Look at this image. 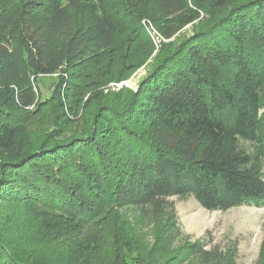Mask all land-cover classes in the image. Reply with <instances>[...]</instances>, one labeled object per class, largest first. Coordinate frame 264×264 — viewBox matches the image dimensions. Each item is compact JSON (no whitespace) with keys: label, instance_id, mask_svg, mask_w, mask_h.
Returning <instances> with one entry per match:
<instances>
[{"label":"trees","instance_id":"1","mask_svg":"<svg viewBox=\"0 0 264 264\" xmlns=\"http://www.w3.org/2000/svg\"><path fill=\"white\" fill-rule=\"evenodd\" d=\"M149 22L165 39L194 31L158 49ZM154 52L135 92L104 94ZM182 195L264 205V0L0 9V264H236V246L181 230Z\"/></svg>","mask_w":264,"mask_h":264},{"label":"rangeland","instance_id":"2","mask_svg":"<svg viewBox=\"0 0 264 264\" xmlns=\"http://www.w3.org/2000/svg\"><path fill=\"white\" fill-rule=\"evenodd\" d=\"M16 1L0 0V9L9 7ZM193 31L194 25L191 24L186 26L175 38L165 39L151 29L152 34L155 35L158 49L163 43H176L180 39L191 35ZM156 52L147 62L136 67L128 79L119 82H108L107 86L103 88L104 94L118 92L122 89L135 92L140 81L150 72L158 55ZM57 81V74L40 77L38 86L42 96L49 97ZM170 199L175 202L177 221L181 230L191 235L192 240L206 236L207 239L213 241V244H218L221 247L236 246L238 253L236 264H264V205L258 206L255 203H249L240 205V207L229 208L226 211L207 210L191 195L171 196ZM120 213L124 220L129 223L134 224L139 219L138 213L132 207H125L120 210ZM139 227V234L142 235L144 241L153 244V227H148L145 223H141ZM172 247H177V243L173 244L170 249H173Z\"/></svg>","mask_w":264,"mask_h":264},{"label":"built area","instance_id":"3","mask_svg":"<svg viewBox=\"0 0 264 264\" xmlns=\"http://www.w3.org/2000/svg\"><path fill=\"white\" fill-rule=\"evenodd\" d=\"M146 25H147V27H148V29H149L150 34H151L152 37L155 39V37H154L155 35L152 34L151 29H152L155 33H157V34H158V32L156 31L154 25H152L150 22H149L148 24L146 23ZM149 27H150V28H149Z\"/></svg>","mask_w":264,"mask_h":264}]
</instances>
